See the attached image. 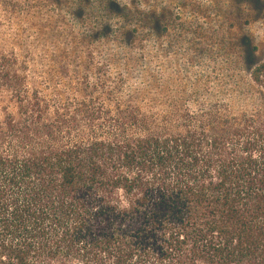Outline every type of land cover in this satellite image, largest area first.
<instances>
[{
	"label": "trees",
	"instance_id": "16d2710c",
	"mask_svg": "<svg viewBox=\"0 0 264 264\" xmlns=\"http://www.w3.org/2000/svg\"><path fill=\"white\" fill-rule=\"evenodd\" d=\"M247 77L264 104V60ZM120 86L0 50V264H264V107L166 111Z\"/></svg>",
	"mask_w": 264,
	"mask_h": 264
},
{
	"label": "rangeland",
	"instance_id": "374dc122",
	"mask_svg": "<svg viewBox=\"0 0 264 264\" xmlns=\"http://www.w3.org/2000/svg\"><path fill=\"white\" fill-rule=\"evenodd\" d=\"M110 24L97 16L96 4ZM13 26L3 24L0 50L27 56L33 73L103 75L119 79L123 93L140 91L143 105L160 110L192 111L207 95L213 105L229 104L223 93L242 91L257 96L247 73L264 60V48L237 30L239 8L252 19L264 17V0H15ZM154 8L134 15L130 7ZM237 10L220 15L223 9ZM27 13V15H26ZM13 27V28H12ZM242 31V30H241ZM113 34L125 46L143 49L149 38L159 39L153 55L137 51L112 54ZM255 48V52H252ZM142 75L144 86L137 77ZM231 105V104H230ZM232 109L234 107L231 105ZM243 111V110H240ZM236 111V112H240Z\"/></svg>",
	"mask_w": 264,
	"mask_h": 264
},
{
	"label": "clouds",
	"instance_id": "9594fccd",
	"mask_svg": "<svg viewBox=\"0 0 264 264\" xmlns=\"http://www.w3.org/2000/svg\"><path fill=\"white\" fill-rule=\"evenodd\" d=\"M97 16L100 18V22L103 24H110V18H104L102 13L99 12V2L96 4ZM237 10L229 7L227 9H223L220 15H230L235 13ZM151 12H155L154 8L148 7L145 5L141 7L139 4L130 7V13L134 15H147ZM238 15L241 18L240 22L237 24V30L241 34H247L251 37L254 47L264 48V17L253 20V13L250 9L245 11L243 7L239 8ZM242 30V31H241ZM111 47L112 54L122 53L123 51H137L143 55H153L159 52L160 44L159 39L156 37L155 39L149 38L145 41V46L143 49L137 50L132 49V47L125 46L122 44L113 34V39L109 42ZM137 81L140 86H144V78L142 75H138ZM226 96L227 101L231 104L236 111H256L259 108L264 107V104L261 103L260 99L251 94L245 93L242 91H234L231 94L223 93ZM216 97L215 95H207L203 97L197 107H211L215 103ZM108 195L112 199L118 207H123L125 204L131 207L132 200L130 199V193L126 188L122 185H118L113 188ZM61 259L64 261V264H86V260L84 257H80L78 255H62ZM53 264H55V258H53Z\"/></svg>",
	"mask_w": 264,
	"mask_h": 264
}]
</instances>
